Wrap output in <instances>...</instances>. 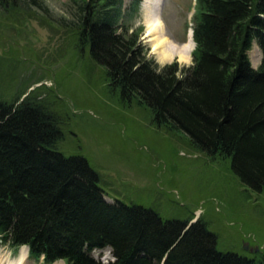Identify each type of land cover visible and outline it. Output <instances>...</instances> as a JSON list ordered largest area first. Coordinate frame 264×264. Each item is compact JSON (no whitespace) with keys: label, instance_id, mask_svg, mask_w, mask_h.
<instances>
[{"label":"trees","instance_id":"1","mask_svg":"<svg viewBox=\"0 0 264 264\" xmlns=\"http://www.w3.org/2000/svg\"><path fill=\"white\" fill-rule=\"evenodd\" d=\"M123 0H86L73 25L124 100L148 107L158 126L181 131L196 149L230 159L244 185L264 191V0H198L193 63L160 66L135 31L119 25ZM47 12L43 0H0ZM262 52L258 68L249 51ZM58 116L44 102L0 99V239L26 245L44 264H264L221 251L201 218H164L109 201L80 154L59 149ZM191 224V225H190ZM110 249L103 262L95 250Z\"/></svg>","mask_w":264,"mask_h":264},{"label":"rangeland","instance_id":"2","mask_svg":"<svg viewBox=\"0 0 264 264\" xmlns=\"http://www.w3.org/2000/svg\"><path fill=\"white\" fill-rule=\"evenodd\" d=\"M43 1L47 12L0 5V99L19 102L27 96L49 106L63 131L59 149L88 160L109 201L142 204L164 218H201L218 235L221 251L260 258L264 191L244 185L231 169L230 159L208 156L193 147L183 132L158 126L152 111L137 99L121 97L72 24L86 0ZM143 1L123 0L119 25L139 35L156 64L192 65L193 57L189 63L177 58L158 61L145 36ZM197 1L164 3L166 31L177 42L187 40ZM249 57L258 67L262 54L256 43ZM21 247L0 239V259L4 264L16 261L25 251ZM94 255L105 261L113 258L106 250H96ZM26 264L44 263L28 257Z\"/></svg>","mask_w":264,"mask_h":264},{"label":"bare ground","instance_id":"3","mask_svg":"<svg viewBox=\"0 0 264 264\" xmlns=\"http://www.w3.org/2000/svg\"><path fill=\"white\" fill-rule=\"evenodd\" d=\"M165 1L166 0L143 1L142 4L144 7L145 19L147 24L145 36L148 39V42H151L153 51L158 57V61L168 62L177 58L179 62L189 63L191 61L192 53L195 48L193 33L190 30L188 32L187 40H185L184 42H177L172 38L169 32L166 31V24L162 18V10ZM163 23L165 24V26ZM23 248H25V251H20L19 258L16 261H8L5 264H26L28 259V255L26 253L28 251V247L23 246ZM0 264H4V261H2V259H0Z\"/></svg>","mask_w":264,"mask_h":264},{"label":"water","instance_id":"4","mask_svg":"<svg viewBox=\"0 0 264 264\" xmlns=\"http://www.w3.org/2000/svg\"><path fill=\"white\" fill-rule=\"evenodd\" d=\"M245 248L247 249L248 248V245H245Z\"/></svg>","mask_w":264,"mask_h":264}]
</instances>
